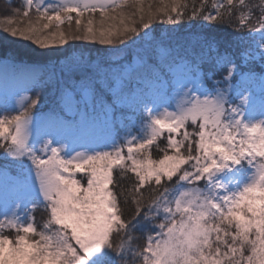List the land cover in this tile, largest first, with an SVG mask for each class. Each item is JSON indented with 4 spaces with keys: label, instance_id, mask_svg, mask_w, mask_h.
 <instances>
[{
    "label": "snow or ice",
    "instance_id": "1",
    "mask_svg": "<svg viewBox=\"0 0 264 264\" xmlns=\"http://www.w3.org/2000/svg\"><path fill=\"white\" fill-rule=\"evenodd\" d=\"M0 32L37 56L0 52V264H264V0H22Z\"/></svg>",
    "mask_w": 264,
    "mask_h": 264
},
{
    "label": "trees",
    "instance_id": "2",
    "mask_svg": "<svg viewBox=\"0 0 264 264\" xmlns=\"http://www.w3.org/2000/svg\"><path fill=\"white\" fill-rule=\"evenodd\" d=\"M3 1H5V4H2ZM186 3H188L189 5H191L192 3V0H188V1H184ZM22 3V0H0V15H2L3 13L5 14V9L8 10V7L12 6V7H16V6H19L20 4ZM2 4V5H1ZM12 4V5H11ZM13 9V8H12ZM181 33H185V32H188V31H198V28H194V29H190L189 28V25L188 23L186 22L184 24V27L182 29L179 30ZM231 30H227V32H217L215 35L217 36L218 39H221V40H224V41H228L231 39V37L229 36L228 33H230ZM258 42L259 41V36H252V37H249L248 38V41H247V44H251L253 42ZM247 44L245 46H247ZM15 44H9L7 42H4L0 39V52H2L3 50H10V51H13V52H18L19 53V58H22V59H36L37 56H36V53L34 54L33 52H30L28 53L27 51L23 50V49H20L17 45ZM18 47V48H17ZM102 49H98V50H91V55L93 57H95L98 52L97 51H102ZM255 70L257 72L260 71V66H259V63H257V65H255ZM65 80L67 79V77L65 76L64 77ZM259 86V84H258ZM37 93H39L40 95V104L38 105V111L39 112H46L48 111V108L50 107V104H52L54 102V95H53V92H52V89L50 87H45L44 89H36L34 91H31L29 93H27L28 95L30 96H36ZM148 229H139L137 232H136V235L137 236H142V235H146ZM140 243H143V241H139Z\"/></svg>",
    "mask_w": 264,
    "mask_h": 264
},
{
    "label": "rangeland",
    "instance_id": "3",
    "mask_svg": "<svg viewBox=\"0 0 264 264\" xmlns=\"http://www.w3.org/2000/svg\"><path fill=\"white\" fill-rule=\"evenodd\" d=\"M184 1H188V0H184ZM189 1H190V0H189ZM160 2H161V0H142V3H143L145 6H146L148 3L158 4V3H160ZM164 2H165V3H168V2H170V0H164ZM255 2L258 3L259 0H255ZM2 4L7 5V4L5 3V1H3ZM2 4H1V5H2ZM11 5H12V4H11ZM12 8H14V7H12V6L10 7V6H9V7H8V10H7V9L4 10V11H5V14L3 13L2 15H0V23H2V22H3V21L9 16V14H10ZM126 11H131V9H126ZM96 15H97V17H98L99 14L97 13ZM0 39H1L2 41H4V42L9 43V44H15V45H17L15 42H12V38H8V39L6 40V39H5V34L2 33V32H0ZM24 43H27V42H24ZM15 45H14V46H15ZM17 46H18L20 49H23V50L27 51L28 53L32 52L29 48H26V47L23 46V45H17ZM18 47H17V48H18ZM32 47H35V46H32ZM105 47H107V46L96 44L95 47H94L92 50H98V49H102V48L104 49ZM37 51H40V50L37 49ZM33 53H34V52H33ZM34 54H35V53H34ZM12 90H13V85H12V83H11L7 78H5V79H0V101H3V100H5V99H8L9 101H11V93H12ZM27 95H28V94H27ZM255 95H256V98H257V100H258V99H259V96H260V93H259V87H256ZM16 99H18V98H14V99H13V102H12V103H9V110H8V112L11 113L12 115L17 114V112L14 111V109L16 108ZM237 102H238V101H237ZM6 114H7V113H6ZM255 118L259 119V118H261V117H259V115L257 114V116H256ZM140 129H141V126H140V124H139V122H138L136 128L133 129V134H134V135H141L142 132H141ZM190 130H191V126H190ZM122 135H123V133H122ZM165 135H167V133H165ZM163 142H164L163 140L158 141V143H163ZM160 155H162V154H160ZM152 158H153V159H157V158H158V154H157V152H156V150H155V147H153ZM185 167H187V166L185 165ZM245 167H246V165H245ZM247 171H248V172H251V169L248 168ZM80 175H83V173H79V174H77V178H79ZM228 175H229V176H232L233 173H228ZM237 178H238V179H242V182H245V181L247 180V176H243L242 173H241V174H237ZM36 219H37V221H38L39 223H43V222L46 220V216L43 215V213H42V209L36 213ZM105 251H106V250H105Z\"/></svg>",
    "mask_w": 264,
    "mask_h": 264
}]
</instances>
